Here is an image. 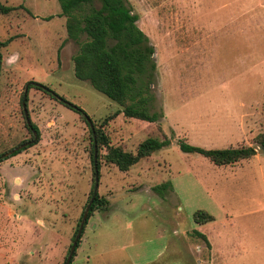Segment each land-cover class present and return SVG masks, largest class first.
<instances>
[{"label": "rangeland", "instance_id": "obj_1", "mask_svg": "<svg viewBox=\"0 0 264 264\" xmlns=\"http://www.w3.org/2000/svg\"><path fill=\"white\" fill-rule=\"evenodd\" d=\"M0 2L16 7L0 11V41L11 39L0 45V264H64L95 184L89 123L39 86L28 87L31 81L83 108L112 145L136 153L148 137L172 139L128 171L97 145L98 194L108 202L88 218L72 264H127L118 247L126 225L137 241L168 242L148 264H210L212 246L189 236L194 229L216 243L211 264H264V154L257 140L264 133V0H127L156 49L149 108L161 115L157 122L125 117L119 104L76 77L80 46L68 39L59 0ZM221 82L227 85L219 89ZM220 92L254 101L251 132L226 137L193 129L217 124ZM28 121L39 142L9 157L33 139ZM181 140L206 148L254 145L257 153L217 166L183 152ZM165 181L173 190L162 198L153 186ZM199 209L218 221L200 228ZM108 241L103 253L95 251L94 243Z\"/></svg>", "mask_w": 264, "mask_h": 264}, {"label": "trees", "instance_id": "obj_2", "mask_svg": "<svg viewBox=\"0 0 264 264\" xmlns=\"http://www.w3.org/2000/svg\"><path fill=\"white\" fill-rule=\"evenodd\" d=\"M99 1L101 6L98 7L95 4L96 0H59L60 15L66 17L68 39L78 42L80 46L78 52L73 56L75 75L80 80L88 81L96 90L119 104L125 117L157 122L161 115L158 112H150L149 108L152 97L149 93L157 69L154 58L155 46L138 25L140 17L127 0ZM15 9L16 7L5 6L0 2L2 13L6 14ZM10 40L0 41V45L6 46ZM2 71L3 60L0 55V77ZM30 84H35L46 93L56 97L63 104L78 112L86 121L90 117L83 108L70 102L53 89L32 81L28 83V87H32ZM112 118L113 116L107 117L105 124ZM28 125L31 127L33 139L22 141L11 148L8 151L9 157L15 156L39 142L38 127L31 121H28ZM93 139L94 145L96 140L99 147H107L106 160L115 164L121 171H128L142 159L151 156L172 142L170 137L164 139L148 137L138 145L136 153H133L125 150L122 146L112 145L109 135L96 126ZM257 140L264 146V133L260 134ZM179 146L183 152L201 154L218 166L233 165L241 160L249 159L257 153L254 145L206 148L181 140ZM3 156L5 155H0V162L4 159ZM97 162L100 171L99 157ZM153 190L160 197L166 198L167 194L173 190V184L171 181H165L153 186ZM92 195L93 192L90 199ZM107 202V199L98 194L88 218L94 214L97 208L104 206ZM214 219L212 214L202 209L194 213V220L197 224H206ZM190 234L193 237L203 238L209 244L206 235L199 230H194ZM81 238L70 264L77 254Z\"/></svg>", "mask_w": 264, "mask_h": 264}, {"label": "crops", "instance_id": "obj_3", "mask_svg": "<svg viewBox=\"0 0 264 264\" xmlns=\"http://www.w3.org/2000/svg\"><path fill=\"white\" fill-rule=\"evenodd\" d=\"M219 81H220V79H219ZM225 85H227V84H223L221 82L218 85V88L222 89V86H225ZM242 88H243V86H242ZM233 94H235V93H233ZM233 94L229 93L226 96L224 94V92H220V95H223V96H219V99H214L213 103L216 105H220L218 107V110L220 112V117L218 119H216L217 124L214 125L213 123L209 124L207 122H201L198 125H194L193 129L197 130V131H202L205 135H209L210 133L207 132V130L211 129L212 132L217 131V132H219L220 136H226V137L230 136V135L246 134L248 131L251 132L253 122H254V116H253V112H252V104L254 101L252 99H249L246 96L233 95ZM223 105H227V106L222 107ZM214 123H215V121H214ZM226 166H228V165H226ZM110 213L108 215V218L110 217ZM214 217H215V219L213 221H211V223H213V224H215L218 221V217L217 216H214ZM213 224H211V225L213 226ZM198 225L201 228L202 225H207V223L206 224H198ZM212 226H211V228H212ZM131 230H132V228L130 227V225H126L124 228H122V231L119 230V232H118L119 237L121 236V234L123 235L122 237H120L121 242L118 243V247L123 252H125V255H124L125 259L124 260L127 262V264H148V263L153 262L154 259L160 257L163 254V251L167 247V243H168L166 240H165V242H161L158 246L157 245L152 246L151 244L153 242H151V241H137L136 237L134 235L135 232H133ZM194 230H198V229H194ZM194 230L192 232L191 231L187 232V233H189V236L193 237L192 235H190V233H193ZM195 237H197V236H195ZM206 237L208 238L210 246H212V253H211L210 260H209L210 264H211L212 258L214 256H216V250H215L216 243L213 242L207 235H206ZM199 238H201V237H199ZM111 243L112 242H110V241H108L106 243H104V242L99 243L102 245H97L98 243H94L95 251L97 249L99 250L102 248L104 250H100V252L101 251L104 252L107 249V246L110 245ZM119 244H120V246H119ZM202 248H203L202 245H198V249L201 250ZM103 252H101V253H103ZM199 260L201 261L202 259L200 258Z\"/></svg>", "mask_w": 264, "mask_h": 264}, {"label": "water", "instance_id": "obj_4", "mask_svg": "<svg viewBox=\"0 0 264 264\" xmlns=\"http://www.w3.org/2000/svg\"><path fill=\"white\" fill-rule=\"evenodd\" d=\"M25 95H26V93H25ZM23 104L25 106V104H26L25 99L23 101ZM25 112H26V115L28 116L27 110H25ZM87 122L89 123V125H90V127H91V129H92V131L94 133V137H95V126H94V123H93L91 117H88L87 118ZM258 148H259V152L262 153V154H264V146L261 143H259ZM94 149H95V153H94V165H95V172L96 173H95V184H94L93 195H92L90 201L88 202V204L86 206V209L84 211L82 220L80 222V225H79L77 234H76V236L74 238V241L72 243V246H71V249H70L69 254L67 256V259L65 261V264H70L71 263L72 257L74 255L75 249H76L77 244H78V241H79V239L82 236L83 229H84L85 224H86V221L88 219V215H89L90 209H91L92 204L94 203V201H95V199L97 198V195H98L100 176H99V169H98V162H97V142H96V140H95V147H94Z\"/></svg>", "mask_w": 264, "mask_h": 264}]
</instances>
